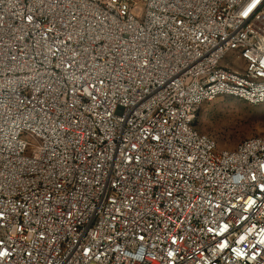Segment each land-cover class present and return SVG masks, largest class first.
Masks as SVG:
<instances>
[{
    "label": "built area",
    "instance_id": "built-area-1",
    "mask_svg": "<svg viewBox=\"0 0 264 264\" xmlns=\"http://www.w3.org/2000/svg\"><path fill=\"white\" fill-rule=\"evenodd\" d=\"M220 97L264 104V0H0V264H264Z\"/></svg>",
    "mask_w": 264,
    "mask_h": 264
},
{
    "label": "rangeland",
    "instance_id": "rangeland-1",
    "mask_svg": "<svg viewBox=\"0 0 264 264\" xmlns=\"http://www.w3.org/2000/svg\"><path fill=\"white\" fill-rule=\"evenodd\" d=\"M230 67L241 69L243 63ZM196 128L213 138L219 149L233 150L248 138L264 136V104L251 105L232 97H220L200 108Z\"/></svg>",
    "mask_w": 264,
    "mask_h": 264
}]
</instances>
